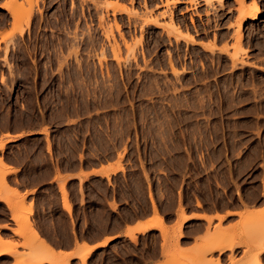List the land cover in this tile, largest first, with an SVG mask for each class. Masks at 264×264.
<instances>
[{
	"label": "rangeland",
	"instance_id": "rangeland-1",
	"mask_svg": "<svg viewBox=\"0 0 264 264\" xmlns=\"http://www.w3.org/2000/svg\"><path fill=\"white\" fill-rule=\"evenodd\" d=\"M172 1L0 0V26L8 27L0 33L1 83L9 91L18 85L22 89L18 99L24 104L34 94H46L42 130L47 139L57 142L59 151L68 153V165L76 163L75 154L82 146L93 159H112L116 154L115 167L122 170L117 182L125 181L123 163L128 161L126 177L139 185L140 165L154 207L152 187L168 211L176 199L181 205L183 196L186 201L195 200L198 207L232 210L252 204L258 207L249 208L262 209L253 221L241 218L239 224L214 226L196 243L199 254L187 262L178 257L177 264H208L205 254L235 242L237 235L246 240L247 256L240 263L248 264L256 255L264 264L257 250L262 244L256 238L252 242L246 232L250 225L264 224V191L261 195L258 187L250 186L244 192L239 182L243 174L251 179L258 172L253 168L254 154L244 159L243 150L254 145L252 136L261 129L244 115L242 106L244 102L264 104V71L258 66L264 65V0H205L198 9L205 13H196L198 20L186 15L184 0ZM188 2L195 6L197 0ZM253 2L258 3L259 17L242 18L240 7ZM109 3L120 4L129 13ZM6 4L14 10L7 11ZM216 4L236 6L222 20ZM19 6L24 12L17 17L13 14ZM151 16L157 18L156 24L145 23ZM239 23L241 41L235 32ZM219 35L226 38L223 45H217ZM188 36L195 42L188 41ZM201 40L214 43L215 49L199 46ZM6 73L13 79H6ZM181 171L190 181L186 189ZM136 197L145 208L141 191ZM17 204L21 215H29L21 200ZM179 207L182 213L184 208ZM22 228L25 234L20 233ZM32 228L31 223H18L13 232L21 240L5 238L8 233L0 232L2 242L14 244L15 255L0 257V264L44 257L38 240L33 252L26 241ZM57 258L50 257L49 264H65ZM210 260L220 264L218 259ZM229 263H237L233 253ZM162 264H174L172 254Z\"/></svg>",
	"mask_w": 264,
	"mask_h": 264
},
{
	"label": "crops",
	"instance_id": "crops-1",
	"mask_svg": "<svg viewBox=\"0 0 264 264\" xmlns=\"http://www.w3.org/2000/svg\"><path fill=\"white\" fill-rule=\"evenodd\" d=\"M184 1L188 7L187 16L194 15L198 20L196 13L204 15L205 12H199L198 9L205 4V0H197L195 6L188 0ZM235 6L216 4V12H220L222 16L227 15ZM213 13L211 10L210 14ZM224 19L223 16L222 20ZM223 27L224 25L221 28L224 29ZM7 28L0 26V33ZM219 36L221 39L217 45H223L226 38ZM192 40L188 38V41L195 42V39ZM201 41L198 45L210 50L211 44L206 46L207 40ZM209 41H213L212 36ZM258 66L264 71V65ZM6 79L13 78L6 73ZM21 91L18 85L9 91L1 83L0 77V168L7 169L4 180L8 186L0 190V205L4 209L0 212V232L8 233L9 236H4L5 238L21 240L13 232L20 223L13 214L15 209L19 211V205L16 204L18 200L29 209L28 221L39 237L51 247L54 255L68 256L70 264H81L79 254L81 251L86 252L85 250L86 264H162L171 254L174 264H177L178 257L179 261L187 262L199 254L196 243L212 233L214 226L240 223L241 216L234 211L242 210L243 207L232 210L205 205L198 207L195 200L186 201L184 196L181 205L176 199L171 211H168L164 203L158 200L152 187L154 207L148 197L149 182L140 165V185L126 177L130 170L128 161L123 163L125 181L117 182V176L122 175V170H112L116 165V154L112 159H93L90 157V150L83 149L82 146L75 154L76 163L68 165L65 157L68 153L59 151L57 142L52 137L47 139L42 130L46 122L41 107L46 94H34L24 104L18 99ZM242 107L244 115L250 116L261 132L252 136L255 139L254 145L243 150L244 159L251 152L254 154L253 168L258 170L257 177L249 179L243 174L239 182L244 185V192L252 186L258 187L262 195L264 104L244 102ZM257 145L260 147L257 148ZM183 171L180 174L185 180L186 189L190 181L187 179L188 174ZM11 190H16V193L6 195ZM138 191H141V197L145 199V208L141 207L140 200L136 197ZM63 194L70 204V210L64 206ZM7 197L10 198L9 201H6ZM10 201L14 203L11 204ZM179 206L184 208L185 218L182 217ZM248 207L258 206L249 204ZM218 215H222V218ZM162 227L167 230L166 239L163 238ZM179 229L181 234L177 236ZM236 239H239L238 242L245 241L244 235H238ZM244 241L237 243L239 245L236 244L232 249L207 252L205 256L210 262L208 264H211L210 259H218L220 264H230L231 253L237 258L236 264H241L246 255ZM260 255L264 263V252ZM2 256L4 255L0 257ZM5 264H14L13 259ZM42 264L49 262L46 260Z\"/></svg>",
	"mask_w": 264,
	"mask_h": 264
},
{
	"label": "bare ground",
	"instance_id": "bare-ground-1",
	"mask_svg": "<svg viewBox=\"0 0 264 264\" xmlns=\"http://www.w3.org/2000/svg\"><path fill=\"white\" fill-rule=\"evenodd\" d=\"M130 1V3H133V0H129ZM178 0H174V1H172V3H176ZM165 2H167V0H165ZM167 3H169V2H167ZM144 4L146 5V2H144ZM109 5L110 6H112L113 8H118V9H122L123 11H125V12H127V13H129V11L128 10H126L122 5H120V4H118V3H109ZM252 5V4H251ZM3 7L5 8V9H7V11H9V10H11V12L14 10L13 8V6H11V5H3ZM21 8V9H20ZM19 9L20 10H17V11H14L15 13L13 14L14 16H17L18 17V15L19 14H22L23 12H24V9H22V7L21 6H19ZM259 8H258V3H256V2H253V5L252 6H245V5H242L241 7H240V13H241V15H242V18H245V17H250L251 19H256L257 17H259L258 15H259ZM133 12H134V10H133ZM136 12V11H135ZM129 16V15H128ZM102 17V16H101ZM100 17V18H101ZM169 17H170V15H169ZM16 21L14 22V23H16V25L20 28V27H22L21 26V24H20V20H19V18L17 19H15ZM170 20H171V18H170ZM172 21V20H171ZM144 23V22H143ZM145 23H157V18L156 17H153L152 18V16H151V18L150 17H148V18H146L145 19ZM169 23V22H168ZM171 24H172V22H170ZM114 24H115V26H116V28L117 29H119V27H120V24L117 22V21H115L114 22ZM170 25V24H169ZM176 24H174V26H175ZM20 30V33H22L23 32V27L22 28H20L19 29ZM196 31V30H195ZM228 31V30H227ZM234 32V31H233ZM236 38L239 40V41H241V37H242V34H241V31H240V23H239V26H238V28H236ZM120 35L122 36L123 34L122 33H120ZM228 35V34H227ZM235 35V34H234ZM188 38L189 39H193L192 38V36H188ZM196 38V37H195ZM194 40V39H193ZM192 40V41H193ZM258 40V39H257ZM259 42V41H258ZM116 46V45H115ZM115 46H112V48H113V50H114V47ZM206 46H207V44H206ZM211 46L212 47H210V50H212L214 47H215V45H214V43L213 44H211ZM215 49V48H214ZM207 50V49H206ZM224 50H227V49H223V51ZM77 51V50H76ZM208 51V50H207ZM217 51V50H216ZM77 53V52H76ZM75 53V54H76ZM227 53V52H226ZM203 54V53H202ZM209 56V55H208ZM229 59H235L233 56V54H232V56L230 55V56H228V54L226 55ZM237 56V55H236ZM133 59H135V56L133 55ZM225 59H227V58H225ZM239 61V60H238ZM237 61V62H238ZM236 62V61H235ZM234 62V63H235ZM236 62V63H237ZM241 63H243V62H241ZM172 65V64H171ZM178 71V70H177ZM176 71V72H177ZM2 147V143L0 144V148ZM1 161V160H0ZM2 164V163H1ZM3 167H5V165L3 166ZM118 167H115L114 169L112 168V170H116ZM1 170H0V179L1 180H3L4 181V174L7 172V169L6 168H0ZM109 172H107V174H108ZM0 180V181H1ZM5 182V181H4ZM1 183H2V181L0 182V187H1ZM2 185H4V183H2ZM6 186H7V184H5ZM4 185V187H6ZM3 187V186H2ZM9 191V190H8ZM7 191V192H8ZM14 193H16V190H11L7 195L9 196H11V194H14ZM63 199H64V201H63V203H64V206L68 209V210H70V204H69V202H68V200H67V198H66V195L65 194H63ZM8 199V200H7ZM7 199H6V201H9L10 200V198H8L7 197ZM11 202V201H10ZM9 203V202H8ZM14 202H11V204H13ZM17 204V203H16ZM16 204H15V206H16ZM14 208H16V207H14ZM262 211V209L261 208H249V207H245V208H243L242 210H238L237 212H234V213H238L240 216H241V218L242 219H250V221H253L254 219H255V216H257L258 215V213H260ZM229 214H231V213H233V212H228ZM14 214V217H15V219H17V220H19L20 222H22V223H24L25 225H28V223H29V221H28V215H21L20 214V212L19 211H17L16 209H15V212L13 213ZM20 214V215H19ZM219 216V218L221 219L222 218V215H218ZM182 217L183 218H185L186 216H185V214H184V212H182ZM156 218H158V216H156ZM158 219H160V218H158ZM261 220H263V218L261 219ZM247 221H249V220H247ZM262 223H264L263 221H261ZM261 223V224H262ZM254 226V225H253ZM256 226V225H255ZM264 224L261 226L260 224L256 227V228H253V227H251V225L246 229V232L248 231V233L247 234H250L249 235V237L248 238H251L252 239V237H253V240H251L252 242H255V238H256V240L259 242L258 244H262L261 245V247H259V249H257L258 250V253H261V252H264V243L262 242L263 240H260V239H264ZM31 229V228H30ZM33 229V228H32ZM27 232V230L25 229H23L22 228V230H20V233L22 232V233H24V232ZM32 232L30 233V234H28V238L27 237H25L26 238V241H28L29 243H30V250H31V252H33L34 251V248H35V246L33 245L34 244V240L36 239V240H38V242H40V244H39V246L40 245H42L40 248L42 249L40 252H42L43 254H44V257L46 258V259H48V261H52L51 259H53V258H57V257H59L62 261L64 260L65 262H63V263H65V264H68V261H69V257L67 256V257H64V256H59L60 254H58V255H55V257H54V254H53V251H52V249H51V247L43 240V239H41L40 237H39V235H38V233H37V231L35 230H31ZM162 231L164 232V234L165 233H167V230L166 229H164L163 227H162ZM256 231V232H255ZM245 233V232H244ZM253 233V234H252ZM25 234V233H24ZM181 234V231H180V229H179V231H178V234H177V236L178 235H180ZM236 236V235H235ZM238 236V235H237ZM252 236V237H251ZM258 238H260V239H258ZM233 239V238H232ZM35 240V241H36ZM234 240H237V239H234ZM239 240V239H238ZM238 240L237 241H235V242H232V243H227V246H225V247H220V249L221 250H223V249H232L237 243H241V241L243 242L244 240H240V242H238ZM262 242H260V241ZM232 241V240H231ZM246 241V240H245ZM244 241V242H245ZM5 244V245H4ZM32 244V245H31ZM37 244V245H38ZM247 244V243H246ZM249 244V243H248ZM256 244V243H255ZM257 244V245H258ZM13 245L14 244H12V243H9V242H2V240H1V238H0V256L1 255H10V256H13L14 255V250H13ZM237 245H239V244H237ZM248 246V245H247ZM34 247V248H33ZM248 248V247H247ZM39 250V249H38ZM249 250V249H248ZM86 252H82L81 251V253L79 254V257H80V259H81V262H82V264H86V256H87V250H85ZM250 251V250H249ZM89 252V251H88ZM64 255V254H63ZM251 255V254H250ZM15 256V255H14ZM43 256V255H42ZM247 256V255H246ZM256 255H254V259L256 260V262H255V260L253 259V260H249V261H252V262H248V264H262L261 263V261H260V259H256V257H255ZM17 257V256H16ZM44 257L43 258H41V259H39L38 258V260H33V261H31V260H25V262H28V261H30L29 263H24L23 261H24V259H20V258H16V261H14V264H22V263H24V264H32V263H36V264H42L43 263V259H44ZM50 257H51V259H50ZM15 258V257H14ZM45 259V260H46ZM50 259V260H49ZM245 259H246V257H245ZM56 260V259H55ZM53 261H54V259H53ZM57 261H58V258H57ZM57 261H55V262H57ZM62 261H60V262H62ZM52 263V262H51ZM58 264V263H57Z\"/></svg>",
	"mask_w": 264,
	"mask_h": 264
}]
</instances>
